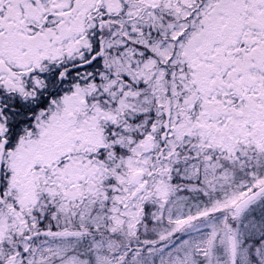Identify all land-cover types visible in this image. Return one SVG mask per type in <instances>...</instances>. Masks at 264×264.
Segmentation results:
<instances>
[{
  "label": "snow or ice",
  "instance_id": "1",
  "mask_svg": "<svg viewBox=\"0 0 264 264\" xmlns=\"http://www.w3.org/2000/svg\"><path fill=\"white\" fill-rule=\"evenodd\" d=\"M0 264H264V0H0Z\"/></svg>",
  "mask_w": 264,
  "mask_h": 264
}]
</instances>
